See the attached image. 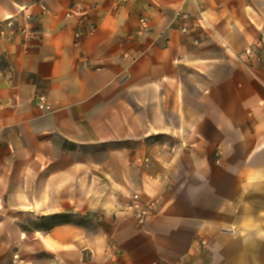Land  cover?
Segmentation results:
<instances>
[{"label":"crops","instance_id":"crops-1","mask_svg":"<svg viewBox=\"0 0 264 264\" xmlns=\"http://www.w3.org/2000/svg\"><path fill=\"white\" fill-rule=\"evenodd\" d=\"M73 1L0 0V264H264V0Z\"/></svg>","mask_w":264,"mask_h":264},{"label":"built area","instance_id":"built-area-1","mask_svg":"<svg viewBox=\"0 0 264 264\" xmlns=\"http://www.w3.org/2000/svg\"><path fill=\"white\" fill-rule=\"evenodd\" d=\"M117 7H122L125 5L128 0H114ZM84 0H75L69 7L66 12V17L71 18L76 16L79 20V23L85 26L86 28L77 29L74 33L75 43L79 44L84 37L92 34L95 30V26L89 22L88 19V11L89 8L84 5ZM175 17H177L182 24L180 25V31L183 33H187L189 30V23L191 21V17L185 12L176 11ZM25 21L31 19L30 15H25L23 17ZM150 25L148 18L140 17L139 20V28L138 34H147L149 32ZM18 35H27L28 37H34L35 32L31 31L26 24L16 23L13 17L5 18L0 20V39L11 40L14 36ZM259 46V45H258ZM256 54V49L253 46H249L244 48V51L238 55V58L247 61L250 57ZM260 60L259 58H257ZM34 105L40 109L42 112H49L52 110V107L48 103L47 96L44 93H40L34 98ZM141 162L148 163L149 158L144 157V159H139ZM158 201L156 199L146 200L142 202L141 196L139 193L133 194L131 200L127 207L133 210L134 218L136 224L139 226H143L145 221L152 216L157 210ZM16 257V256H15Z\"/></svg>","mask_w":264,"mask_h":264},{"label":"trees","instance_id":"trees-1","mask_svg":"<svg viewBox=\"0 0 264 264\" xmlns=\"http://www.w3.org/2000/svg\"><path fill=\"white\" fill-rule=\"evenodd\" d=\"M49 220V222H48ZM70 221L67 217L62 216V215H57V216H48L46 217V221L41 223V227H45L47 229L53 228L59 224L67 223Z\"/></svg>","mask_w":264,"mask_h":264},{"label":"rangeland","instance_id":"rangeland-1","mask_svg":"<svg viewBox=\"0 0 264 264\" xmlns=\"http://www.w3.org/2000/svg\"><path fill=\"white\" fill-rule=\"evenodd\" d=\"M48 222H49V220H48ZM33 226H37V225H35L34 223H32V227H33ZM17 260H18V262H19L20 259L17 258ZM19 263H20V262H19ZM20 264H25V263H20Z\"/></svg>","mask_w":264,"mask_h":264}]
</instances>
